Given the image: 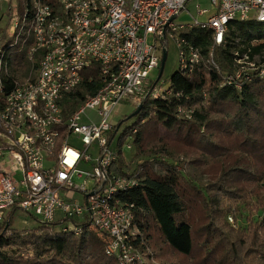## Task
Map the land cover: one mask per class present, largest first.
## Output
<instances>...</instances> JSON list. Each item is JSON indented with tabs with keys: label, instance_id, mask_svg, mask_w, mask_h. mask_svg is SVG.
Instances as JSON below:
<instances>
[{
	"label": "built area",
	"instance_id": "2783aa9c",
	"mask_svg": "<svg viewBox=\"0 0 264 264\" xmlns=\"http://www.w3.org/2000/svg\"><path fill=\"white\" fill-rule=\"evenodd\" d=\"M1 1L9 22L0 28V222L17 215L46 225L63 220L64 232L79 235L80 224L90 221L110 238L108 256L119 264H145V255L132 245L140 233L135 215L118 200L137 184V175L113 171L123 153L111 148L119 129L112 134L114 116L123 103L137 109L171 93L163 74L151 78L170 43L180 51L179 69L192 72L202 55L183 35L210 31L214 61L230 23H264V0H211L212 9L197 10L199 17L209 16L207 22L193 18L190 24L178 19L192 0H56L55 8L44 0H25L22 11L19 0ZM17 48L26 51L29 66L5 82L10 53ZM238 64L229 84L245 72L264 75V65L248 57ZM87 74L90 82L98 81V92L66 110ZM127 148L133 150V144ZM85 165L93 169L86 174L94 181L92 190L74 183L78 167ZM229 222L236 226L232 217Z\"/></svg>",
	"mask_w": 264,
	"mask_h": 264
},
{
	"label": "trees",
	"instance_id": "16d2710c",
	"mask_svg": "<svg viewBox=\"0 0 264 264\" xmlns=\"http://www.w3.org/2000/svg\"><path fill=\"white\" fill-rule=\"evenodd\" d=\"M19 1L22 11L25 0ZM44 1L56 7V0ZM183 37L200 50V64L192 72L178 69L167 97L148 99L137 116L135 109L126 117L136 121L118 141L121 151L132 138L135 149L134 162L127 163L120 152L113 168L137 175V184L118 195L140 232L132 245L145 255V264H166L160 261L168 260V251L177 255L168 264H246L257 253L264 260V75L245 72L228 83L241 68L239 60L254 62L264 55V23H230L214 61L210 31L194 29ZM25 56L20 48L10 53L5 82L28 68ZM256 64L261 67L264 59ZM90 75L78 97L66 101V110L98 92ZM13 219L0 222V264H119L106 254L110 238L90 221L75 235L63 231V220L20 230Z\"/></svg>",
	"mask_w": 264,
	"mask_h": 264
},
{
	"label": "rangeland",
	"instance_id": "374dc122",
	"mask_svg": "<svg viewBox=\"0 0 264 264\" xmlns=\"http://www.w3.org/2000/svg\"><path fill=\"white\" fill-rule=\"evenodd\" d=\"M198 6H200L201 8H208V9H212L213 8V4L211 2V0H192L188 7H187V11L183 12L181 14V16L179 17V22L183 23V24H190L193 23L194 20L193 18L197 19L198 21L201 22H207V20L209 19V16L206 17H199L198 16ZM9 22V15H8V6L7 4L3 3L0 0V28H4L7 23ZM236 42H240L241 39L238 37L236 38ZM264 59V55L263 56H257L255 58V61L253 63H260L261 60ZM179 65H180V51L178 49V47L176 46L175 43H170L169 48H168V58L166 61V65L164 68V72H163V76H162V82L165 81H169L172 77V75L178 71L179 69ZM160 74V71H155L152 75L151 78L155 81L158 76ZM167 83H164V85H166ZM135 111V108L132 105H128L123 103L119 110L117 111V113L114 116L113 119V124L118 127L119 124L120 127L115 135L114 141L111 145V148L113 150H118V141L119 138L122 136V134L125 132V130L127 129V127H130L133 125V123L136 121V118L124 121L126 119V117H128L130 114H132ZM91 114H93V112H91ZM133 139L132 138H128L126 140V142L124 143V146L122 149L123 151V155L126 158V162L129 163L131 161H135L134 159V153H135V149L134 150H130L127 148L128 144H133ZM71 145L75 146V147H79L80 146V142H77V140H72L71 141ZM134 146V145H133ZM94 156V155H93ZM96 157V156H94ZM93 173V169L91 168V166L89 165H85V166H81L78 167V172L75 176L74 179V183L76 186H84V188H86V190H92L94 187V181L92 179H88L86 180V174ZM76 198L79 200H83V195L80 192H77ZM253 216H256V212L252 213ZM62 212L58 211L57 213V218H61L62 216ZM245 218L247 216V212L245 211L244 213ZM244 218V219H245ZM243 219V220H244ZM249 223V222H248ZM37 225V221L35 219L29 218L27 216L24 215H17L14 219H13V228H17V229H31L34 228ZM232 225V224H231ZM230 225V226H231ZM248 227L250 226V224H247ZM233 226V225H232ZM239 225L236 228V231H241L242 228L239 227ZM233 228H235L233 226ZM235 230V229H234ZM169 254L167 255L168 260H162L160 261L161 263H166L168 264L169 262H172V260H176L177 259V255L176 253H173L171 251H168ZM264 264V260L261 256V254H254L252 256H248L246 259V264Z\"/></svg>",
	"mask_w": 264,
	"mask_h": 264
},
{
	"label": "water",
	"instance_id": "95a60500",
	"mask_svg": "<svg viewBox=\"0 0 264 264\" xmlns=\"http://www.w3.org/2000/svg\"><path fill=\"white\" fill-rule=\"evenodd\" d=\"M167 58H168V53L167 51L165 50L164 51V54H163V59H162V64H161V69H160V76L159 78L162 76L163 72H164V68H165V65H166V61H167ZM142 110V106H140L139 108H137L136 112L134 113V117L137 116Z\"/></svg>",
	"mask_w": 264,
	"mask_h": 264
}]
</instances>
